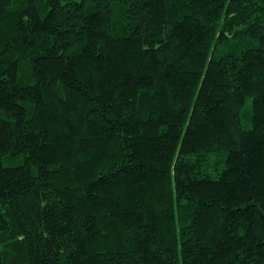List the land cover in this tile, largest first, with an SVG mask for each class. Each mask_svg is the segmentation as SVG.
<instances>
[{
    "label": "trees",
    "instance_id": "obj_1",
    "mask_svg": "<svg viewBox=\"0 0 264 264\" xmlns=\"http://www.w3.org/2000/svg\"><path fill=\"white\" fill-rule=\"evenodd\" d=\"M0 264H264V0H0Z\"/></svg>",
    "mask_w": 264,
    "mask_h": 264
}]
</instances>
